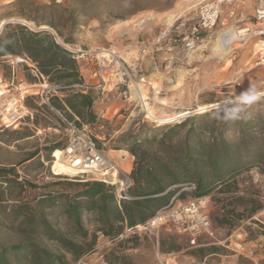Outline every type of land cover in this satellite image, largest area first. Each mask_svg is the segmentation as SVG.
<instances>
[{
	"label": "rangeland",
	"instance_id": "374dc122",
	"mask_svg": "<svg viewBox=\"0 0 264 264\" xmlns=\"http://www.w3.org/2000/svg\"><path fill=\"white\" fill-rule=\"evenodd\" d=\"M32 1L35 3L28 7L26 12L29 16L35 14L36 5L44 4L53 6L45 13V17L54 18L57 22L69 18L71 12L67 8L76 10L75 15L81 21L94 18L93 24L100 28L99 45L83 48L82 51L91 50L92 53L82 55V52H78L81 57L93 56L94 60L95 49L109 48V44L116 41L126 45L135 37L144 42L143 47H146L144 52L143 47L141 48V55H147L151 51L157 54L173 53L177 48L181 50L178 57L176 56V61L159 62V75L161 77L170 75L171 78L163 82L150 78L158 94H153V91L147 93L146 88L143 89L149 97V100H146L148 105H144L142 100L132 93V99L126 102V107L115 115L103 117L98 114L96 123L83 125L87 133L96 139L104 154L110 152L112 148L129 150L132 146V135L141 131L143 125L147 127L160 124L176 125L188 121L189 117L217 109L220 111L212 115V119L216 121V130L219 131L223 125L230 123L226 137L235 140L238 139L235 129L239 126L234 122L236 119L240 120L246 112L251 113L252 116L259 114L264 118V67L256 65L254 41L244 43L238 39L228 45V50L219 54L214 51L219 33L228 28L237 30L243 22L253 18L255 10L254 12L247 10L243 15L244 18L239 16L241 17L239 22L229 21L226 25L219 23L214 29L203 32L198 48L195 51H188L179 41L178 32H171L173 38L178 39L177 42L166 37L160 43H156V38L168 29H176V26L182 22L185 23V29L188 28L196 21L197 7L202 0H66L63 4L49 3L47 0ZM32 1L19 0L11 4L7 0L4 2L0 0V33L1 22H5L1 19L9 15H13L10 19L13 23H25L33 27L31 22L18 17L22 8ZM241 1L243 0L238 3ZM178 8L180 9L177 11ZM144 19L147 21L137 26V23ZM60 29L63 34L68 35L71 22L67 21V24ZM107 31L109 34L105 36ZM111 49L118 52L113 47ZM46 83H48L46 79L37 77L26 66H18L14 70L6 62V58H0L1 89L17 86L27 90L22 120L17 125L5 127L0 118V168H14L19 174L18 179L26 185V190L21 191L19 187L8 189L6 185L0 184V196L4 197V202L0 203V246L7 247L23 241L21 233L11 228L10 211L19 201L31 198L27 192L29 187L27 182L43 185L56 180L94 179L93 175H85L83 178L70 176L77 172L59 161L54 163L55 151L57 149L61 151L66 146L68 130L64 116L62 117L57 111L54 116L41 108L46 103L44 93L41 91ZM249 89L258 95L251 102H246L241 99V94ZM53 94L61 95L54 86L50 96ZM107 94L105 102L109 103L114 93L107 92ZM121 98L125 100L124 97ZM222 101L225 103L207 110L200 109L207 104ZM234 105L235 107L232 108L231 106ZM148 108L158 116L156 119L148 117ZM185 111L190 112L188 116L172 118L173 114ZM164 114L169 115L161 119ZM189 127V125L185 126L174 140H182ZM261 135L264 137V128ZM53 146L59 148L50 151ZM149 146L152 151L158 148L155 141H151ZM33 153L35 156L31 158ZM257 165L264 174V160ZM66 173L70 175H63ZM187 184H177L172 188L176 194L181 193L187 198L192 195L189 192L192 190L185 189ZM238 189L245 190L247 194L236 196L234 192ZM30 190H33L32 186ZM115 190L117 192L116 186ZM213 193L217 194L218 202L217 205L212 204V200L210 203V214L216 226L215 237L202 234L197 245L191 243L187 233L168 226L159 227L156 235L145 231H132L131 227L125 228L124 233L115 239L99 233L95 248L76 261H72L73 257L70 253H62V250L52 242L42 240V245L57 253L66 254L71 264H109L105 256L113 258L111 254L113 251L128 255L137 264H264V230L250 220L254 215L251 214L250 209L256 206L252 200L254 185L250 170L241 172L233 181L216 188ZM220 202L230 205L232 209L229 217L231 222L228 224L217 223V217H220V209H222L218 206ZM64 222L61 220L64 229L71 227V224L66 225ZM85 225L91 231L96 228V224L87 219ZM163 244L165 248L170 246L171 249L161 252L159 245L163 246Z\"/></svg>",
	"mask_w": 264,
	"mask_h": 264
},
{
	"label": "trees",
	"instance_id": "16d2710c",
	"mask_svg": "<svg viewBox=\"0 0 264 264\" xmlns=\"http://www.w3.org/2000/svg\"><path fill=\"white\" fill-rule=\"evenodd\" d=\"M34 3L26 4L18 14L19 18L31 22L33 27L11 22L13 15L1 19L7 22L0 33V58L27 55L35 62L40 76L61 93L51 95L50 104L44 103L41 108L54 116L57 111L79 127L96 123L95 95L92 90L85 91L80 86L85 81L79 69L77 53L73 50L76 48L73 36L87 21H81L75 15L76 10L68 8L71 15L66 21L48 19L45 13L53 6L44 4L36 5L35 14L29 16L27 9ZM67 21L71 22V30L65 35L60 27L65 26ZM217 111L220 110L189 117L188 121L176 125H143L141 131L132 135L129 151L135 161L129 198H119L115 186L103 180H56L43 185L27 182L31 198L19 201L10 211L11 228L21 233L23 241L7 247L0 246V264H71L66 254L44 247L42 240L52 242L62 253H70L72 261H76L95 248L99 233L119 238L125 228L151 218L175 196L174 185L192 182L196 188L189 191L192 193L190 197L210 195L216 188L233 181L241 172L258 166L264 160V137L261 135L264 118L246 112L240 120L234 121L239 125L235 129L238 139L229 140L226 135L230 123L216 130L212 115ZM187 125L190 127L183 139L175 141ZM151 141L158 145L153 151L149 146ZM57 148L53 146L49 150ZM59 150L55 151L56 156L60 155ZM33 156L34 153L30 157ZM18 178L14 168H0V184L6 185V188L16 186L21 191L26 190V185ZM31 186L33 190H30ZM177 197L184 198L181 193ZM252 200L256 203L250 209L253 215L261 205L256 198ZM2 202L4 197L0 196ZM231 210L230 205L223 203L217 223H230ZM85 219L96 224L95 230L87 228ZM61 220L66 225L71 224V227L64 229ZM170 249V246L159 245L163 253ZM111 254L113 258L105 256L109 264H137L124 253L113 251Z\"/></svg>",
	"mask_w": 264,
	"mask_h": 264
},
{
	"label": "built area",
	"instance_id": "2783aa9c",
	"mask_svg": "<svg viewBox=\"0 0 264 264\" xmlns=\"http://www.w3.org/2000/svg\"><path fill=\"white\" fill-rule=\"evenodd\" d=\"M66 0H47L49 3L62 4ZM240 0H202L198 4L196 21L185 29V23L182 22L176 29L164 31L156 38V43L166 37L174 42H182V45L188 51H195L201 40L202 33L214 29L219 23L222 25L228 24V18L236 14V10L231 8L229 16L221 20L223 5L234 6ZM255 12L252 19L243 22L238 26L237 31L242 33L241 40L244 43L254 41V56L256 65L264 67V0H255ZM171 32H178V39L173 38ZM77 54L82 52L91 54L92 51H82L74 49ZM146 47H143V52ZM93 62L94 76L98 77V84H82L80 85L85 90H93L99 88L103 83V74L110 72L114 79L115 86L120 89V94L125 100L132 99V93L136 90H141L142 85L149 86L153 94H158V91L153 85V82L141 75L139 67L128 63L121 55L111 48H97ZM77 56V55H76ZM12 69L15 70L18 66H26L37 77L40 76L39 70L35 62L28 56L15 55L6 58ZM44 79V77L41 75ZM53 86L48 83L44 84L41 91L44 93V101L50 104V92ZM0 93V118L5 127L17 125L23 118L25 110V92L21 87H5ZM135 94V93H134ZM141 99L140 97H136ZM149 97L147 96V99ZM143 101V100H142ZM62 117L63 115L59 113ZM68 130V138L66 146L60 151V155L54 153V163L61 161L67 165H72L78 173L72 176L93 175L92 178L103 180L110 185L117 187V195L119 198H129L128 189L133 184L131 173L120 167L115 161L110 159L99 147L96 139L87 133L84 127H79L72 121L63 117ZM252 174V182L254 185V193L252 196L258 200L261 207L251 217L250 220L264 230V174L260 172L258 167L250 169ZM60 175V174H59ZM68 175V174H63ZM71 176V175H70ZM196 188L195 183H188L185 189L193 190ZM236 196H245L247 193L243 189H238L234 192ZM177 193L170 202L161 207L147 221L131 227L132 231H145L156 235V230L161 226L173 227L178 231L185 232L190 236V241L193 245L198 244L199 237L205 234L209 237H215V232L212 228V220L210 215V203L212 195H203L199 197L179 198ZM164 264V263H162Z\"/></svg>",
	"mask_w": 264,
	"mask_h": 264
},
{
	"label": "crops",
	"instance_id": "0c3cea01",
	"mask_svg": "<svg viewBox=\"0 0 264 264\" xmlns=\"http://www.w3.org/2000/svg\"><path fill=\"white\" fill-rule=\"evenodd\" d=\"M6 0H2L4 2ZM11 4H15L17 0H7ZM13 2V3H12ZM255 0H243L240 3H236L234 6L230 5H224L222 7V13H221V20L228 18L229 16V10L231 8H234L236 10V14L233 17L228 18V22H239L240 18L245 15V12L248 10V12H254L255 10ZM241 16V17H239ZM244 18V17H243ZM94 18H90L84 25L81 26V29L73 36V43L76 48L74 49H81V48H88L92 45H99L98 39L100 38V28L97 25L93 24ZM4 22V21H3ZM5 22H7L5 20ZM2 24V22H1ZM2 26V25H1ZM56 38L59 40V36L56 34L55 31H53ZM109 34V31L105 34L107 36ZM109 48H115L119 54L126 60L128 63L136 65L139 67V70L141 71V75H144L147 78H153L157 79L158 82H163L164 80L169 81L170 75H163L161 77L158 64L159 62L167 63L169 61H176L178 54L181 53V50L177 48V50L173 53H157L154 54L152 51L149 52L147 55H141L140 51L141 48L144 46V42L140 41L138 37L133 38L128 44L123 45L121 42H113L112 44H109ZM69 48H71L69 45H67ZM73 49V50H74ZM177 53V55L175 54ZM156 55V56H155ZM9 56H15V55H9ZM7 56V57H9ZM27 56V55H24ZM177 56V57H176ZM5 57V58H7ZM80 72L84 78V81L86 84H98L100 80L98 77L94 76L93 71V56H85L81 57V55L77 54L76 56ZM179 60V59H178ZM103 83L100 85L99 88H96V90L92 91V93L95 95V101H94V109L97 112V114L102 115L103 117H109L112 115H115L119 110L122 108H125L127 105L128 100H123L120 94V89L115 86L114 79L112 78V74L110 72H105L103 74ZM146 88L147 93H152V90L147 85H142L141 90L135 91L136 97H144L147 99V95L143 92V89ZM87 91V90H85ZM107 92H113L114 97L112 100L109 101V103H106V99L108 97ZM134 98V97H133ZM131 100V99H130ZM106 155L115 161L120 167L128 171L129 173L132 172L134 168V156L131 154V152L128 149L125 148H115L111 149L110 152L106 153ZM212 204L217 205L216 196L217 194L212 193ZM224 202H220L218 206L223 205ZM211 215V214H210ZM212 220V228L214 231H216V226L214 224V218L211 215ZM213 254V253H212ZM211 255V254H210ZM206 259V257H205Z\"/></svg>",
	"mask_w": 264,
	"mask_h": 264
},
{
	"label": "bare ground",
	"instance_id": "6f19581e",
	"mask_svg": "<svg viewBox=\"0 0 264 264\" xmlns=\"http://www.w3.org/2000/svg\"><path fill=\"white\" fill-rule=\"evenodd\" d=\"M179 7H181V5H179ZM179 9L180 8H178L177 11ZM175 16L176 15H175V12H174L173 13V17L175 18ZM146 21H147L146 19L140 20L137 23V26L143 25ZM4 23L5 22H2V26H3ZM241 35H242V33H239L236 29L233 30V28H228V29L223 30L218 35V39H217V43L215 44L214 51L219 54V53H221L224 50H228V45L230 43H232L233 41H235V40L241 39ZM0 93H1V90H0ZM139 97L141 98V100H143L142 102L144 103V105H148V103L146 102V98L141 97V96H139ZM223 103H225V101L207 104L205 106H202L200 109L201 110H207V109H210L212 107H215V106H217L219 104H223ZM147 110H148V117H150L152 119H156L158 117L153 112V110H151L150 108H148ZM189 113L190 112H186L185 111V112H182V113L173 114L172 118L173 119H177V118H181V117H183L185 115L188 116ZM167 115H169V114L162 115V118L161 119H163V117L166 118ZM59 162H61V161H59ZM61 163H63V162H61ZM63 164L66 165V166H69L70 168H72L74 171H76L78 173V171L76 170V168H74L72 165H67L66 163H63ZM74 175H76V174H74Z\"/></svg>",
	"mask_w": 264,
	"mask_h": 264
},
{
	"label": "clouds",
	"instance_id": "9594fccd",
	"mask_svg": "<svg viewBox=\"0 0 264 264\" xmlns=\"http://www.w3.org/2000/svg\"><path fill=\"white\" fill-rule=\"evenodd\" d=\"M258 94L255 93L253 90L249 89L245 93L241 94V99L246 101V102H251L256 98Z\"/></svg>",
	"mask_w": 264,
	"mask_h": 264
}]
</instances>
